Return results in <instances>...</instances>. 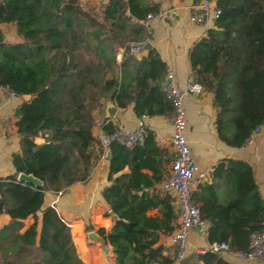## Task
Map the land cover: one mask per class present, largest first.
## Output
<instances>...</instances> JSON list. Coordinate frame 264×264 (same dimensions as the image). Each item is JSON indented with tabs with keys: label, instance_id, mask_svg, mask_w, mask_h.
Listing matches in <instances>:
<instances>
[{
	"label": "trees",
	"instance_id": "trees-1",
	"mask_svg": "<svg viewBox=\"0 0 264 264\" xmlns=\"http://www.w3.org/2000/svg\"><path fill=\"white\" fill-rule=\"evenodd\" d=\"M216 3L219 15L189 50L191 74L213 94L218 137L241 146L264 120V0ZM93 12L87 0H0V27L14 22L20 36L0 43V86L30 95L14 109L15 171L0 177V213L10 216L0 228V264H87L70 226L54 206L44 205L45 192L62 191L89 176L104 152L92 128L105 101L119 108L132 103L137 117L172 116V102L161 89L167 65L157 49L149 46L140 57L126 50L120 61L115 59L119 46L148 43L145 20L159 12L158 2L105 0L99 18ZM117 127L109 117L101 126L104 135ZM142 128L132 145L111 139L106 148L108 183L102 196L113 215L110 229L98 232L111 245V264H170L176 253L161 237L174 229L178 209L170 197L149 190L165 177L173 155L151 128ZM21 171L42 184L18 181ZM191 199L208 223V242L246 250L251 233L263 226L264 197L244 159L217 161ZM38 211L39 228L36 216L23 227V218ZM73 231L80 240L76 223ZM188 261L230 264L209 249L194 251L178 264Z\"/></svg>",
	"mask_w": 264,
	"mask_h": 264
},
{
	"label": "crops",
	"instance_id": "crops-1",
	"mask_svg": "<svg viewBox=\"0 0 264 264\" xmlns=\"http://www.w3.org/2000/svg\"><path fill=\"white\" fill-rule=\"evenodd\" d=\"M100 12L101 5L105 0H87ZM159 4V12L148 21L150 46H154L160 57L165 61L167 70L173 74V80L180 88L186 86L191 73L189 61V50L208 27L214 23V19H208L205 23L194 22L190 19L195 9L194 0H154ZM216 1V0H215ZM2 41L13 42L20 40L15 31V23L2 24ZM145 46L137 56L146 54ZM23 95L9 97L0 89V177L9 175L15 171L12 163V153L19 150V135L15 126V107L22 101L28 99ZM213 94L203 88L201 92L189 93L183 96V104L186 109V137L190 147L191 155L197 164L210 175L212 168L222 158L233 157L248 161L252 168L259 192L264 197V125L255 135L253 141L241 146H231L222 141L216 132L215 115L216 108L213 104ZM111 101L104 102L103 112L95 114V125L92 133L97 140L104 135L102 123L106 119V106ZM113 103V102H112ZM114 104V103H113ZM111 118L119 127H136L141 121L145 126L151 128L161 145H167V138L172 131V116L154 115L137 117L133 112L132 103L124 108L116 106V112ZM169 147V146H168ZM171 150V148L169 147ZM105 154L100 155L94 162L91 172L86 180L76 181L59 192L46 191L44 205H52L62 219L70 226L71 235L79 256L87 264H108L114 260V253L109 243L103 238L100 241L91 240L87 237L89 229L94 230L98 235V229L109 230L112 224V215L109 213V205L102 196V189L108 183V158ZM208 175V176H209ZM151 192L161 193L166 198L170 197L171 202L178 209L176 196L172 191L162 188L161 183L149 188ZM151 211V210H150ZM152 213V212H150ZM35 216L40 226V211L36 215L29 214L23 218V227L28 226ZM10 220L7 213H0V228ZM79 226L81 239L75 237L73 226ZM178 223L176 218L175 226ZM91 225L90 228H86ZM161 241L174 247L169 240V235L161 237ZM205 235L198 233L192 228L189 233V244L186 256L194 251H201L208 246ZM220 255L230 264H264L261 260H249L239 256L238 251L225 249ZM194 264V261H188ZM179 263V262H178ZM177 263V264H178Z\"/></svg>",
	"mask_w": 264,
	"mask_h": 264
},
{
	"label": "built area",
	"instance_id": "built-area-1",
	"mask_svg": "<svg viewBox=\"0 0 264 264\" xmlns=\"http://www.w3.org/2000/svg\"><path fill=\"white\" fill-rule=\"evenodd\" d=\"M194 5L195 9L190 15V19L194 22L206 24L208 19L216 18L220 13L215 0H198ZM153 16V13H148L145 23L147 24ZM142 48L143 43L130 41L118 47L115 52V59L120 61L126 50L137 54ZM203 88V85L197 82L191 73L184 88L176 85L173 74L169 70H166L161 82V89L173 106L172 131L166 139L167 145L171 148L173 159L167 174L160 183L163 189L172 191L176 196L179 212L178 223L169 235L170 242L176 247L175 256L170 264H177L185 258L190 230L196 228L198 233L206 235L208 226L207 221L201 216L199 205L191 199V193L200 182L207 180L209 174L197 164L191 155L186 137V109L183 104L185 94L201 92ZM0 89L9 97L15 95L5 86H0ZM263 125L264 120L255 126L243 144L251 143ZM142 126L141 121L136 127L132 128L118 126L110 135L101 136L99 143L104 149L102 156L105 154V149L111 139L125 145H132L137 142L142 136ZM158 141L160 142L161 139ZM206 249L220 252L228 249V244L225 241L209 242ZM238 254L245 259L264 261V222L260 230L251 233L248 249L239 251Z\"/></svg>",
	"mask_w": 264,
	"mask_h": 264
},
{
	"label": "water",
	"instance_id": "water-1",
	"mask_svg": "<svg viewBox=\"0 0 264 264\" xmlns=\"http://www.w3.org/2000/svg\"><path fill=\"white\" fill-rule=\"evenodd\" d=\"M2 40H3V34H2V31H1V27H0V43L2 42ZM149 46H150V43H147L145 45V48H148ZM23 96L26 98L27 94H23ZM115 112H116V105L113 104L112 101H111L106 106V114H107L108 117H113ZM106 157H110L109 149H107V151H106ZM16 179L18 181L30 182V183H32L33 185H36V186L42 184V181H41L40 178H38L37 176L33 175L32 173H26V172H23V171L17 173ZM109 213L111 215H113V210L111 208L109 209ZM87 237L89 239L93 240V241H95V240L100 241L101 238H102L101 235H98L94 230H91V229H89L87 231Z\"/></svg>",
	"mask_w": 264,
	"mask_h": 264
},
{
	"label": "rangeland",
	"instance_id": "rangeland-1",
	"mask_svg": "<svg viewBox=\"0 0 264 264\" xmlns=\"http://www.w3.org/2000/svg\"><path fill=\"white\" fill-rule=\"evenodd\" d=\"M93 13L96 15L97 18H99L100 12L98 13L97 11H94ZM150 212H155V209H152ZM108 264H110V263H108Z\"/></svg>",
	"mask_w": 264,
	"mask_h": 264
}]
</instances>
